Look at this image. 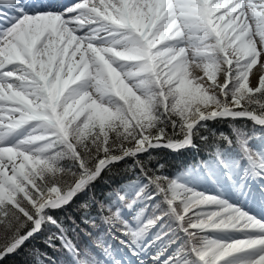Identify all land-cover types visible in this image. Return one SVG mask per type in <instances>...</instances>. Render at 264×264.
Masks as SVG:
<instances>
[{"label": "snow or ice", "instance_id": "obj_1", "mask_svg": "<svg viewBox=\"0 0 264 264\" xmlns=\"http://www.w3.org/2000/svg\"><path fill=\"white\" fill-rule=\"evenodd\" d=\"M37 241L264 264V0H0V264Z\"/></svg>", "mask_w": 264, "mask_h": 264}, {"label": "trees", "instance_id": "obj_2", "mask_svg": "<svg viewBox=\"0 0 264 264\" xmlns=\"http://www.w3.org/2000/svg\"><path fill=\"white\" fill-rule=\"evenodd\" d=\"M222 128V127H221ZM168 163V162H166ZM81 243L83 242L82 240L80 241ZM59 243V242H57ZM35 247L39 248L41 250V252H46L48 254L49 257L52 258V260L55 261H63L64 260V253L62 252H54L52 249L47 248L42 241H37L35 242ZM31 262V257L27 256L25 254H21L19 256H17L13 261H9V264H30ZM46 264H48V262L46 261Z\"/></svg>", "mask_w": 264, "mask_h": 264}, {"label": "bare ground", "instance_id": "obj_3", "mask_svg": "<svg viewBox=\"0 0 264 264\" xmlns=\"http://www.w3.org/2000/svg\"><path fill=\"white\" fill-rule=\"evenodd\" d=\"M254 71H255V69H254ZM252 83H253V84H255V83H256V80H255V78H253V79H252Z\"/></svg>", "mask_w": 264, "mask_h": 264}]
</instances>
